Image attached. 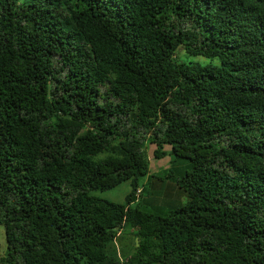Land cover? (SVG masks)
<instances>
[{
  "label": "trees",
  "instance_id": "16d2710c",
  "mask_svg": "<svg viewBox=\"0 0 264 264\" xmlns=\"http://www.w3.org/2000/svg\"><path fill=\"white\" fill-rule=\"evenodd\" d=\"M0 227V264H264V0H0Z\"/></svg>",
  "mask_w": 264,
  "mask_h": 264
},
{
  "label": "rangeland",
  "instance_id": "374dc122",
  "mask_svg": "<svg viewBox=\"0 0 264 264\" xmlns=\"http://www.w3.org/2000/svg\"><path fill=\"white\" fill-rule=\"evenodd\" d=\"M152 150V146H149L146 149L149 162L148 175H152L150 177L147 175L140 180L142 192L135 202H139V208L145 212L163 214L166 209L175 208L176 206H179L185 202V196L175 186L174 180L180 176L181 172L187 169L188 162L186 160L179 159L176 160L174 163L175 165H167L169 162L168 157L165 156L160 160H153L151 155ZM169 170L170 175L167 177L166 172H169ZM157 176L160 177V179H157ZM129 189V182L126 181L109 190L103 192H93L92 194L96 197L113 203H123L124 196L128 193ZM131 206L133 207L134 204H131ZM132 233V230H129L128 228L120 230L111 244L112 248L114 249V256L117 263H121L122 261L124 256L122 251H129L131 248V240H133ZM133 241L135 245L136 239ZM3 251V231L0 227V256L2 255Z\"/></svg>",
  "mask_w": 264,
  "mask_h": 264
}]
</instances>
